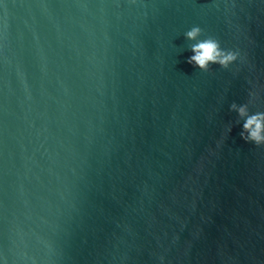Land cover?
Masks as SVG:
<instances>
[{"label": "water", "instance_id": "water-1", "mask_svg": "<svg viewBox=\"0 0 264 264\" xmlns=\"http://www.w3.org/2000/svg\"><path fill=\"white\" fill-rule=\"evenodd\" d=\"M193 25L238 59L187 63ZM233 101L264 111V0H0V264H264Z\"/></svg>", "mask_w": 264, "mask_h": 264}, {"label": "clouds", "instance_id": "clouds-1", "mask_svg": "<svg viewBox=\"0 0 264 264\" xmlns=\"http://www.w3.org/2000/svg\"><path fill=\"white\" fill-rule=\"evenodd\" d=\"M203 29L199 25H193L184 35L188 40L195 41L189 46L193 53L187 58V63L198 67L202 71H208L210 65L217 64L221 68H228L240 56L239 51L221 47L220 41L211 35L201 37ZM251 92L250 96L254 97ZM251 103V101H249ZM249 103L237 104L233 101L229 105L230 111H235L238 117L243 119L240 137L247 143L264 145V111L249 113ZM239 122V121H237ZM231 130L229 126L228 131Z\"/></svg>", "mask_w": 264, "mask_h": 264}]
</instances>
